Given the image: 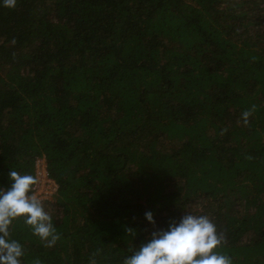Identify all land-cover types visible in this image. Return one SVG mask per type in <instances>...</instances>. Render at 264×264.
Instances as JSON below:
<instances>
[{
	"label": "trees",
	"instance_id": "1",
	"mask_svg": "<svg viewBox=\"0 0 264 264\" xmlns=\"http://www.w3.org/2000/svg\"><path fill=\"white\" fill-rule=\"evenodd\" d=\"M42 156L58 239L13 219L21 264H122L188 213L264 264V0L0 6V191Z\"/></svg>",
	"mask_w": 264,
	"mask_h": 264
},
{
	"label": "clouds",
	"instance_id": "2",
	"mask_svg": "<svg viewBox=\"0 0 264 264\" xmlns=\"http://www.w3.org/2000/svg\"><path fill=\"white\" fill-rule=\"evenodd\" d=\"M18 0H0V6L14 9ZM245 117L247 113H244ZM11 186L0 191V264H21L22 245L9 239V225L17 217L31 226L33 235L53 245L58 233L51 216L44 210L42 198L35 192L36 178L10 169ZM147 222L154 224L151 211H145ZM222 242L215 224L206 215L185 214L166 229L151 233L122 264H231L230 257L217 251Z\"/></svg>",
	"mask_w": 264,
	"mask_h": 264
},
{
	"label": "built area",
	"instance_id": "3",
	"mask_svg": "<svg viewBox=\"0 0 264 264\" xmlns=\"http://www.w3.org/2000/svg\"><path fill=\"white\" fill-rule=\"evenodd\" d=\"M34 177L36 178L35 192L42 198V204L55 203L59 186L51 178L48 170V162L44 156L35 159Z\"/></svg>",
	"mask_w": 264,
	"mask_h": 264
}]
</instances>
